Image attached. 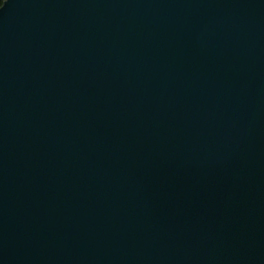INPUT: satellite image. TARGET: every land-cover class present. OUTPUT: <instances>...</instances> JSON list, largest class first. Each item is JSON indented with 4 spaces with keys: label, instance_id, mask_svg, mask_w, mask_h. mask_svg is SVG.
I'll return each instance as SVG.
<instances>
[{
    "label": "water",
    "instance_id": "1",
    "mask_svg": "<svg viewBox=\"0 0 264 264\" xmlns=\"http://www.w3.org/2000/svg\"><path fill=\"white\" fill-rule=\"evenodd\" d=\"M0 264H264V0H7Z\"/></svg>",
    "mask_w": 264,
    "mask_h": 264
},
{
    "label": "snow or ice",
    "instance_id": "2",
    "mask_svg": "<svg viewBox=\"0 0 264 264\" xmlns=\"http://www.w3.org/2000/svg\"><path fill=\"white\" fill-rule=\"evenodd\" d=\"M7 3V0H4L3 3H0V9H3Z\"/></svg>",
    "mask_w": 264,
    "mask_h": 264
},
{
    "label": "clouds",
    "instance_id": "3",
    "mask_svg": "<svg viewBox=\"0 0 264 264\" xmlns=\"http://www.w3.org/2000/svg\"><path fill=\"white\" fill-rule=\"evenodd\" d=\"M4 2V0H0V3H3Z\"/></svg>",
    "mask_w": 264,
    "mask_h": 264
}]
</instances>
